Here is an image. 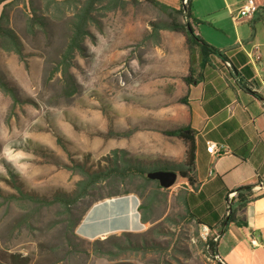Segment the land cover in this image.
<instances>
[{
  "label": "rangeland",
  "instance_id": "374dc122",
  "mask_svg": "<svg viewBox=\"0 0 264 264\" xmlns=\"http://www.w3.org/2000/svg\"><path fill=\"white\" fill-rule=\"evenodd\" d=\"M218 1L198 0L197 5L206 10ZM172 2L176 9L182 5ZM109 6L107 0L97 4L89 34L65 74L59 61L72 34L74 8L18 0L8 9V25L22 40L24 56L0 48V76L17 95L14 99L0 87V264L210 262L203 250L210 235L188 215L180 176L170 188L152 180L143 193L141 177H112L69 207L32 201L18 190L44 200L72 194L81 178L74 166L106 167L114 149L126 150L149 171L155 163L174 170L168 165L174 159L162 154L167 141L156 135L174 126L168 111L185 92L192 50L183 31L160 27L172 18L152 3L119 0ZM32 17L41 18L43 26L28 29ZM174 17L186 23L182 15ZM191 20L194 27L199 24ZM200 29L219 42L206 25ZM125 191L137 193L144 204L152 199L145 230L94 243L71 229L70 222L94 199Z\"/></svg>",
  "mask_w": 264,
  "mask_h": 264
},
{
  "label": "crops",
  "instance_id": "0c3cea01",
  "mask_svg": "<svg viewBox=\"0 0 264 264\" xmlns=\"http://www.w3.org/2000/svg\"><path fill=\"white\" fill-rule=\"evenodd\" d=\"M158 1L174 8L172 0ZM197 1L191 0L192 18L199 23L195 31L223 56L211 55L201 64L194 48V81L185 85V102L168 111L167 120L174 126L163 130L190 126L195 131V182L192 185L182 178V183L192 212L209 225L210 236L219 235L216 255L220 260L211 258L208 264H264V0H255L257 10L246 17L238 14L244 0L210 2L206 10L200 9ZM202 24L216 32L213 35L219 40L217 44L202 32ZM253 52L260 54L257 63L249 57ZM224 59L232 66H227ZM165 136L156 135L167 141L162 154L174 159L175 164L182 163L185 142L177 136ZM207 141L227 150L213 154ZM255 183V197L238 211L245 224L232 222L222 229L228 193ZM141 204L142 199L134 192L96 201L76 226V234L94 240L142 232L147 222L142 220ZM252 239L257 244H252Z\"/></svg>",
  "mask_w": 264,
  "mask_h": 264
},
{
  "label": "trees",
  "instance_id": "16d2710c",
  "mask_svg": "<svg viewBox=\"0 0 264 264\" xmlns=\"http://www.w3.org/2000/svg\"><path fill=\"white\" fill-rule=\"evenodd\" d=\"M18 0H0V48L6 51H13L19 54L21 57L24 56V45L20 37L17 33L8 25L9 23V12L8 9ZM105 0H46L47 8H50L54 5L56 10H59L61 6L69 4L74 8V14L71 18V30L72 34L70 37V41L64 50V53L59 61L62 66V72L65 74L69 69V60L74 54V51L77 49H81L82 42L84 38L89 34L88 25L90 21L93 19V11L96 10L97 4H101ZM112 5H118L119 0H107ZM156 7H159L162 11H165L172 18L171 23L160 25L163 27L171 28L177 31H183L186 35L187 43L190 47V50H193L197 47L198 54L200 57L201 64L205 63L209 56L211 55H220L223 56L222 53L214 47L213 45L207 43L203 40L195 31L193 26V22L191 20V0H188L186 4H183L180 8H172L164 3L159 2L158 0H146ZM182 15L186 19V23H177L175 21L174 15ZM36 26H43V21L41 18L32 17L29 19L27 27L31 31L36 28ZM193 56V54H191ZM190 59V63L193 62V59ZM224 62L227 66H232V62L230 60H225ZM190 75L184 76L183 80L186 84H190L194 81V77L192 76V67L190 66ZM0 87L5 92L9 93L17 99V95L14 89L0 76ZM74 90V89H73ZM71 91V93L73 92ZM180 102H185L184 99H180ZM164 133L169 136H177L182 139L186 144V157L185 160L180 164L175 163H167L172 167V169L177 170L181 178H185L189 184L194 185L193 173L195 171L196 166V142H195V131L190 126H179L175 129H164ZM113 159L110 165L106 167L100 166L98 169H92L91 167H86L80 163H77L74 168L81 174V178L76 183V188L72 194L68 193H57L54 195L52 199H45L34 195L28 191L23 190V188L18 187L19 192L25 198L32 201H39L40 203H53L58 202L64 206H70L76 203L78 200L87 196L90 189L93 188L98 183L108 180L112 177H121L122 179L130 178L133 179L135 177L142 178V186L139 190L140 193L146 188V184L152 179L147 177V172L149 171V167L137 160H134L130 157L126 156V150L124 149H114L113 150ZM121 159V165L119 163ZM154 166L151 169H167L165 164H153ZM157 182V180H154ZM159 183V182H158ZM258 183L255 184H247L236 189H233L230 192H235V195H231L228 193V203H227V215L223 222L221 223L222 229L225 228L228 224L235 222L237 224H245V222L238 215V211L242 210L246 204L251 201L254 197V188ZM159 186V185H158ZM161 187V186H159ZM130 191H125L123 194L129 193ZM122 194H109L107 196H101L99 198L94 199L84 210L83 212L72 222H70L71 229H75L79 222L82 220L83 216L87 212L88 208L96 201L102 200L104 198L117 196ZM183 198L186 210L188 215L195 220L199 225L207 226L201 219L192 212L189 204L186 199ZM152 199L148 203H142L140 205L142 220L144 222L149 221L148 212L151 208ZM124 234H128L129 232H123ZM111 236L106 237L109 239ZM94 243H99L101 240L94 239ZM216 247L217 243L214 240L213 236L207 237L203 243V250L208 258H215L216 255ZM218 264H223L221 261H218Z\"/></svg>",
  "mask_w": 264,
  "mask_h": 264
},
{
  "label": "built area",
  "instance_id": "2783aa9c",
  "mask_svg": "<svg viewBox=\"0 0 264 264\" xmlns=\"http://www.w3.org/2000/svg\"><path fill=\"white\" fill-rule=\"evenodd\" d=\"M187 2H188V0H183V4H186ZM257 8H258V5L256 4L255 0H244L239 11H238V14H239V16H242V17L251 16L253 13H255ZM249 57L252 59L253 63L259 62L260 58H261L260 54L258 52H253L252 55H249ZM207 146H208L209 151L213 154H219L222 149H224L225 151L227 150L226 147H222L221 145L217 144L214 141H207ZM203 228L206 232V235H210L209 228L207 226H203ZM218 237H219V235L216 234L214 236V240L216 241ZM251 242L254 245L257 244L256 239H252Z\"/></svg>",
  "mask_w": 264,
  "mask_h": 264
},
{
  "label": "water",
  "instance_id": "95a60500",
  "mask_svg": "<svg viewBox=\"0 0 264 264\" xmlns=\"http://www.w3.org/2000/svg\"><path fill=\"white\" fill-rule=\"evenodd\" d=\"M179 176V172L169 169H156L147 172V177L152 180H157L163 188L172 187Z\"/></svg>",
  "mask_w": 264,
  "mask_h": 264
},
{
  "label": "bare ground",
  "instance_id": "6f19581e",
  "mask_svg": "<svg viewBox=\"0 0 264 264\" xmlns=\"http://www.w3.org/2000/svg\"><path fill=\"white\" fill-rule=\"evenodd\" d=\"M213 259V258H212ZM214 259H219V257L217 255H215V258Z\"/></svg>",
  "mask_w": 264,
  "mask_h": 264
}]
</instances>
